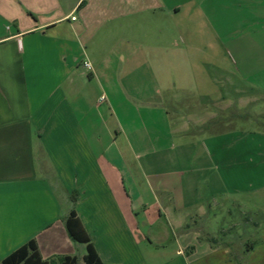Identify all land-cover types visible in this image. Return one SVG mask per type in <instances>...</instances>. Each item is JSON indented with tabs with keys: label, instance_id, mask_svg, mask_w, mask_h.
Listing matches in <instances>:
<instances>
[{
	"label": "crops",
	"instance_id": "1",
	"mask_svg": "<svg viewBox=\"0 0 264 264\" xmlns=\"http://www.w3.org/2000/svg\"><path fill=\"white\" fill-rule=\"evenodd\" d=\"M259 100L264 0H0V264L83 262L73 209L103 264H264L231 203L264 190V131L232 127Z\"/></svg>",
	"mask_w": 264,
	"mask_h": 264
},
{
	"label": "rangeland",
	"instance_id": "2",
	"mask_svg": "<svg viewBox=\"0 0 264 264\" xmlns=\"http://www.w3.org/2000/svg\"><path fill=\"white\" fill-rule=\"evenodd\" d=\"M243 1V0H241ZM238 2L233 4L234 11L242 8H250V6L240 5ZM243 19L247 20L244 16L248 13V10H243ZM250 12V11H249ZM240 21L239 19L234 22ZM262 23V22H261ZM260 23V25H261ZM241 32L234 33L236 36L240 35ZM233 116V130L253 132V131H264V101L259 100L250 103L248 106H241L240 102H235L232 109ZM259 194L233 197L231 198L232 207V219L233 222H239L242 219H249L255 224L264 226V190L259 191ZM228 201V200H227ZM242 232V231H241ZM247 232V231H246ZM248 233L255 239H258L260 235L253 228L248 229ZM229 241V240H228ZM233 244L235 240L230 239ZM236 248V247H235ZM235 256V255H234ZM236 257V256H235ZM248 259V256H247ZM234 262V261H232ZM78 264H84L78 262ZM249 264V259H248Z\"/></svg>",
	"mask_w": 264,
	"mask_h": 264
},
{
	"label": "trees",
	"instance_id": "3",
	"mask_svg": "<svg viewBox=\"0 0 264 264\" xmlns=\"http://www.w3.org/2000/svg\"><path fill=\"white\" fill-rule=\"evenodd\" d=\"M76 194L72 196V204L75 205ZM65 227L70 239L79 244L86 245V254L83 258L84 264H103L100 260L92 239L84 231L79 219L77 218L76 212L73 209L69 216L64 220ZM207 241L212 248H216L214 245V238H200L199 241ZM255 245H247L243 258L239 259L234 256H230V260L234 261L236 264H248L247 256L253 251ZM1 264H78V259L76 257H61L57 261H43L38 253L37 246L34 242H29L16 252L8 256L2 261Z\"/></svg>",
	"mask_w": 264,
	"mask_h": 264
},
{
	"label": "built area",
	"instance_id": "4",
	"mask_svg": "<svg viewBox=\"0 0 264 264\" xmlns=\"http://www.w3.org/2000/svg\"><path fill=\"white\" fill-rule=\"evenodd\" d=\"M72 20H75V18H72ZM84 66H85L86 68H90V64H88V63H85Z\"/></svg>",
	"mask_w": 264,
	"mask_h": 264
}]
</instances>
